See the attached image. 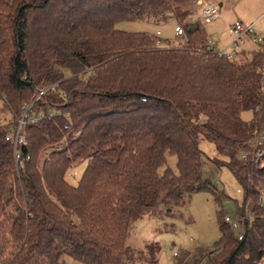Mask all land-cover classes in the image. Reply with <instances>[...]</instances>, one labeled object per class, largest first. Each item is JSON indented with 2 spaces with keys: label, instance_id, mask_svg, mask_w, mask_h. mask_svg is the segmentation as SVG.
Instances as JSON below:
<instances>
[{
  "label": "trees",
  "instance_id": "16d2710c",
  "mask_svg": "<svg viewBox=\"0 0 264 264\" xmlns=\"http://www.w3.org/2000/svg\"><path fill=\"white\" fill-rule=\"evenodd\" d=\"M190 1L0 0V264H156L159 242L130 244L135 224L215 188L204 141L240 185L243 238L220 210L214 247L181 248L175 263L264 264V44L220 54ZM169 15L179 46L116 26ZM32 101L39 118L15 148L7 134ZM85 157L72 187L67 170Z\"/></svg>",
  "mask_w": 264,
  "mask_h": 264
},
{
  "label": "rangeland",
  "instance_id": "374dc122",
  "mask_svg": "<svg viewBox=\"0 0 264 264\" xmlns=\"http://www.w3.org/2000/svg\"><path fill=\"white\" fill-rule=\"evenodd\" d=\"M190 4V9H193V20L196 18L203 21L208 43L216 51L224 49L231 52L241 49L250 52L258 47L259 44L253 42L249 35L241 37L239 47L233 44L227 47L233 40V35L228 29L239 20L245 24L255 22L256 34L264 36V0H191ZM205 4L220 6L219 16L215 20L207 21L201 16ZM176 25L177 21L173 15H169L167 21L162 24L155 23L152 18L120 20L116 23L118 28L127 31H148L155 34L160 31V44L179 46L186 42V38L176 36ZM90 75L87 73L84 78ZM5 117L7 114L0 112V121H4ZM7 118L5 120H8ZM202 148L206 154L203 159L202 176L215 188L187 191L184 205L160 207L157 213L148 212L135 224L130 244L136 248H144L147 243L159 242L161 250L156 264H176L175 253L181 248L188 250H194L198 246L213 248L215 241L220 237L218 211L223 210L231 219H238L239 208L243 204L239 183L228 167L213 162V158L220 157L213 144L204 141ZM166 158L170 168L178 171L177 155L168 152ZM88 168L89 160L85 157L75 167L67 170L66 182L72 187H78ZM216 194H223L220 202L216 200ZM65 261L66 264H79L69 256L65 257Z\"/></svg>",
  "mask_w": 264,
  "mask_h": 264
},
{
  "label": "built area",
  "instance_id": "2783aa9c",
  "mask_svg": "<svg viewBox=\"0 0 264 264\" xmlns=\"http://www.w3.org/2000/svg\"><path fill=\"white\" fill-rule=\"evenodd\" d=\"M191 7V4H190ZM193 11V9H191ZM219 10L220 6L218 4H205L202 9V14L201 16L206 19L207 21L209 20H215L219 16ZM254 23L251 24H245L243 21L239 20L236 21L234 24H232L228 31L233 35V40L231 41L230 45H235L239 47V41L241 40V37L243 35H249L251 40L257 44H264V36H258L256 34L255 28H254ZM175 32L176 36H182L184 33L183 26L180 24H177L175 27ZM158 35H161V32H157ZM160 42V41H158ZM226 49V48H225ZM237 51L233 50L231 52H227L226 50L218 51L220 54L228 55L229 58H235L237 56ZM262 79L264 81V70H263V75ZM55 84H51L48 87L44 88L43 90L40 91L39 95L43 94L47 89L49 88H54ZM33 101L30 104L24 105L23 110L21 112V116L18 119V125L16 128H14L10 133L7 134V140H10L13 142L15 148H17L18 144L22 142L23 140V128L31 121H35L39 117L31 118L30 114L33 111L32 107ZM42 117V115L40 116ZM264 141V133H262V136L260 138L259 143H262ZM263 153V151H260L257 155L258 157ZM17 158L19 155L16 156ZM244 157H247V153L244 154ZM241 192V190H240ZM226 222H228L232 228L236 229L239 232V237L240 239L243 238V230L241 228L240 222L238 219H231L229 215L225 216Z\"/></svg>",
  "mask_w": 264,
  "mask_h": 264
},
{
  "label": "crops",
  "instance_id": "0c3cea01",
  "mask_svg": "<svg viewBox=\"0 0 264 264\" xmlns=\"http://www.w3.org/2000/svg\"><path fill=\"white\" fill-rule=\"evenodd\" d=\"M254 24H256V23L254 22ZM254 27H255V25H254ZM239 42H240V41H239ZM230 44H231V43H230ZM230 44H229L227 47H229V46H230ZM227 47H226V48H227ZM240 50H241V49H240ZM238 51H239V50H238ZM239 191H240V189H239Z\"/></svg>",
  "mask_w": 264,
  "mask_h": 264
}]
</instances>
